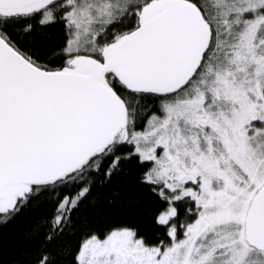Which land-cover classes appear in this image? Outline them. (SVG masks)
Here are the masks:
<instances>
[{"label":"snow or ice","instance_id":"snow-or-ice-1","mask_svg":"<svg viewBox=\"0 0 264 264\" xmlns=\"http://www.w3.org/2000/svg\"><path fill=\"white\" fill-rule=\"evenodd\" d=\"M0 264H264V0H0Z\"/></svg>","mask_w":264,"mask_h":264}]
</instances>
